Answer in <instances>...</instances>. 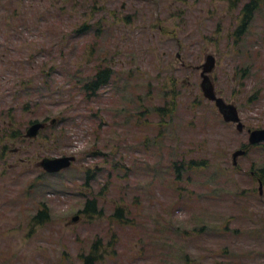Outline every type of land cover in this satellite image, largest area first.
Returning a JSON list of instances; mask_svg holds the SVG:
<instances>
[{
    "label": "rangeland",
    "instance_id": "1",
    "mask_svg": "<svg viewBox=\"0 0 264 264\" xmlns=\"http://www.w3.org/2000/svg\"><path fill=\"white\" fill-rule=\"evenodd\" d=\"M93 1L104 15L106 3ZM121 1V17L138 11L130 26L104 17L95 36L94 27L72 33V26L91 27L95 16L82 15L89 10L75 7L79 0H0L6 41L0 61L10 54L0 72V98L6 101L4 87L15 86L7 73L16 61L20 79L32 76L31 87L37 86L36 116L58 118L50 132L19 147L15 158L31 162L0 170V264H82L95 241L93 264H264V144L247 148L234 168L231 153L245 133L222 122L206 99L202 107L189 102L198 77L191 67L206 52L214 58L216 94L234 105L245 128H264V0L240 34L233 6L249 0H117L116 9ZM176 22L185 31L195 25L196 32H178ZM136 26L144 33L131 29ZM168 33L174 35L167 39ZM23 41L33 49V75L17 48ZM104 67L110 80L86 96L83 85ZM166 76L183 81L180 94L160 88ZM171 95L173 111L157 116L156 108H171ZM60 112L66 121L58 124ZM27 119L22 113V124ZM164 120L168 128L159 137L156 125ZM70 154L74 163L56 175L40 177L35 169L42 157ZM249 172L261 177V186ZM86 201L100 216L78 212ZM40 203L48 218L35 226L30 221ZM118 207L127 224L111 218Z\"/></svg>",
    "mask_w": 264,
    "mask_h": 264
},
{
    "label": "flooded vegetation",
    "instance_id": "2",
    "mask_svg": "<svg viewBox=\"0 0 264 264\" xmlns=\"http://www.w3.org/2000/svg\"><path fill=\"white\" fill-rule=\"evenodd\" d=\"M62 1H65V0H62ZM79 1H80V3L75 7H79V9L81 11H88L89 10L88 13L82 12V15L93 16V13H94L95 16H94V18L91 19V22H90L91 24H89V25H91V27H89L87 24H84V23H82L76 29H75V27L72 26V33H75V31L80 29L79 34H81L82 32L86 31L87 28L94 27L93 29L95 30V33H94L95 36H100L101 30L103 28V26L101 27L100 24H102L104 22V17H108V16L114 17L116 20H119L122 24H124V26H126L128 28V26H130V22L133 20V18L136 16V13L138 12L136 8H132V10H130V11L127 10V14L124 15V17H121L119 14L121 12H124L125 8H126L125 7L126 3L124 1H121L118 5V9H116L115 8V2L117 0H108V1L107 0H100L101 2L102 1L105 2L106 5L108 6L107 10L103 11L104 15H102L101 10H100L101 8H98L95 6V4L97 5V1L90 0V2H92L93 4H90V2H87V4H85V5H82V0H79ZM237 1L238 0H235L234 2L236 3ZM259 1L260 0H249L248 2H240V3H238L239 2L238 1L236 3V5L233 6L234 16L236 14L238 15V17H236L235 19H238L239 15H240V18L237 21L238 22L237 34L244 32L245 29L242 30L241 28H245V26L249 23L248 20H250V18H252V13H254L258 10V8H259L258 2ZM130 4H131V2H130ZM75 7H73V8H75ZM230 8H232V7H230ZM246 9L249 10L248 15H246V13H245ZM71 11H73V9H71ZM96 15H99V17L95 20ZM60 17H61V13L57 12L55 14V18L60 19ZM39 19L41 20L43 18L39 17ZM41 21H43V20H41ZM44 23H47V22H44ZM98 26H100V27L98 28ZM133 28H137V29H139L140 33H144L142 31L143 27H141V29H140L139 26H136V27H132L131 29H133ZM175 29L178 32L184 31L187 35H192L193 32L194 33L196 32L195 25L192 26V29L187 30L188 31L187 32V31H185L186 30L185 23L181 24L180 22H176ZM157 31H158V33L163 34L162 28L157 27ZM139 32H137V33H139ZM1 34H3V33H1ZM166 35H167L166 38L170 39V37L173 36L174 34L168 33ZM153 38L155 39V36H153ZM199 39L200 40H206L205 38L202 39L201 37H199ZM161 42H162V40H161ZM27 43L28 42H24V41L19 42V44H17V48H18V50L23 49L24 52H26V55L24 57H22L21 59L26 61L23 63V65H25L26 67L28 65L27 68L30 69V74L33 75L32 74V72H33V59H34L33 54H32L33 49H32V47H28ZM4 44H6V41L4 40V38L0 37V50H2V48H3L2 46ZM196 46H198V45L196 44ZM0 54H2V53L0 52ZM200 55H201L200 57H201L202 63L199 64L198 66L191 67V68H193L194 72L198 73V77H197V85L195 88V92L194 93L192 92L189 95V100H190L189 102H190V104H192V106H197V107L198 106L202 107L203 103L209 102L214 107L213 102H210V101L206 102V100L204 99V97L201 93V89H200V83L203 80V77H201V70H202L203 62L205 61V59L208 56H211V57H213V56L211 54L206 53V52H201ZM174 57L176 60H180V55L178 53H176L174 55ZM8 59H10V54H9V52H5V60L0 61V63H1L0 72L2 71V67L6 65V61H8ZM27 61H29V62H27ZM213 62H214V58H213ZM9 64H10V69H9L7 75L14 76L16 78V80L20 81V82H19V84H17V82L15 80V83H14L15 86L8 87V88L4 87V89H8L9 96H7L6 101H3L2 97L0 98V170L1 171H5L6 169H7V171H10L12 169H16V168H14L15 162H18L20 164L31 162L32 159H29V158H26V159H22L21 157L15 158L17 156V154L22 151V149L19 147L23 144L25 145V144L31 143L35 138H37V136L41 132H44V131L50 132L54 128L55 124L57 123V119H58V118H53V117L49 118L48 116L41 118L42 115L40 117L36 116L35 112L37 111V103L35 100H33V101L31 100L33 98L32 96L37 92V86L31 87V81H32L33 77L28 76L27 81L23 82L20 79V76H21L20 69H19V67H21L20 64L17 63L16 61H11V60L9 61ZM180 66H182V65H180ZM213 68H214V65H213ZM26 72H27V70H26ZM210 73L205 74L206 75V81L212 85L213 92H214L215 96L221 98L214 91V83H213V80L211 79ZM158 75H159V72L157 71V74H155L153 77H155V79L158 80V77H159ZM0 77H1L0 82L2 83L4 81L3 75H1ZM22 83H28L29 85L27 88H24V87H22ZM162 83L164 84V87L160 86V88L168 87L169 91L174 92V93L176 92V93L180 94L179 90H180V87L182 86V83H183V81H181L180 79L177 80V79L171 78L170 76H166L162 79ZM1 85H3V84H0V86ZM12 92H13V94L10 95ZM23 97H26V98L21 99ZM225 103H227V102H225ZM22 113H26L28 115V119L25 121V124H22V120H21ZM237 115H238V113H237ZM17 117H19L18 120H17ZM37 117L41 118V120H38ZM220 119H221V117H220ZM237 119H238V122L240 123V128H241L240 131L236 130V124L235 123H225V124L233 126L235 131H237L238 133H245L244 137H245L246 141H245V143L243 142L244 144H242L240 146V149H237V150H241L243 152L242 155H244L246 153L247 148H249V147L250 148H258L257 145L259 146L262 143L264 144V141H261V142L256 143V144H250L248 142V137H249L250 131L260 130V129H264V128H260V129L245 128V126L241 123L242 119L239 116L237 117ZM35 123H40V124H42L43 127L39 128L37 130L34 137H27L26 131L28 130V128L31 125H33ZM59 123H62L61 119L58 120V124ZM22 127H23V129H22ZM158 128H159L160 135L162 136L163 135V133H162L163 129L167 130L168 127L165 124H160L158 126ZM260 148H262V147L260 146ZM167 151L169 154H175L176 153V149L173 147H171V148L168 147ZM169 151H171V152H169ZM234 151H236V150H234ZM38 161H36V164H35L36 168L35 169L40 172V177L53 176V175L60 173V172H58L56 174H46L45 172H43L41 169H39L37 167ZM234 168H236V165L234 166ZM249 175L251 177H253L255 179V181L257 182V184H260V186H261L262 180H261V177L259 175H257V174L255 175L253 172L252 173L249 172ZM89 178H90L89 175L87 177H85L84 183H86L89 180ZM260 190H261V187L258 188V193L260 192ZM94 201H95V198H94ZM40 211L44 212L46 215H48L46 205L40 203L38 209L37 208L35 209V212L32 216H35ZM80 211L81 210H79L78 212H80Z\"/></svg>",
    "mask_w": 264,
    "mask_h": 264
},
{
    "label": "water",
    "instance_id": "3",
    "mask_svg": "<svg viewBox=\"0 0 264 264\" xmlns=\"http://www.w3.org/2000/svg\"><path fill=\"white\" fill-rule=\"evenodd\" d=\"M205 64L202 65V72L201 77L203 80L200 83V89L203 97L208 101L214 103L216 110L218 111L219 115L221 116L223 122H231L236 123V130L240 131V123L238 122L236 109L232 104H226L221 98L216 97L212 85L206 81V75L209 73L213 68V57L208 56L205 61ZM42 124L35 123L31 125L28 130L26 131L27 137H34L37 130L42 128ZM261 141H264V129L260 130H252L249 133L248 142L250 144H256ZM243 152L241 150H236L231 153V164L234 166L236 164L237 157L241 156ZM73 161V157H55V158H43L41 159L37 165L41 169H43L47 173H56L62 169H66L69 167L70 163ZM76 221V216L71 218V222Z\"/></svg>",
    "mask_w": 264,
    "mask_h": 264
},
{
    "label": "trees",
    "instance_id": "4",
    "mask_svg": "<svg viewBox=\"0 0 264 264\" xmlns=\"http://www.w3.org/2000/svg\"><path fill=\"white\" fill-rule=\"evenodd\" d=\"M248 11L249 10L246 9V11H245L246 15H248ZM79 32H80V29H78L77 31H75L76 34L79 33ZM52 68H54V67L50 65V68H49L48 71H46V73L49 74L51 71H53ZM46 73H44L43 76L49 77L48 74H46ZM110 77H111V71H110V69L105 68V67L102 68V69H98V70H96V72L94 73V75H92L90 77V79L88 80V82H86L83 85L82 90L86 93L85 94L86 96H88V95H94L96 90H98L103 84L108 83V81L110 80ZM28 85H29L28 83H22V87H24V88H27ZM45 86H47V84H45ZM172 93L174 94V92H172ZM171 96H173V101L170 102V107L171 108H169L166 112H163V111H165V108H156L155 111L153 110V112H155V114L157 116L159 115L160 117H163V116H167L168 113L171 114V112L173 111V109L175 107V102H174L175 97H174V95H171ZM167 100L168 99H166V102H165L166 105H167ZM50 104L51 105H53V104H55V105L56 104H59V105L65 107L67 109V111H68V108H70L69 107L70 104L68 102H66L67 105L65 103H63V102L54 103L53 101H51ZM37 108L41 109L39 101L37 102ZM70 109L74 110L73 108H70ZM61 114H62V112H60L58 114V116L61 117ZM64 117L65 116H62L61 119H64ZM160 124H165L167 126L166 120H164L163 122L160 121L156 126H159ZM157 135L159 137H161L159 131L157 132ZM84 203L85 204H83V208H82V210L79 213H81V212L82 213H89L90 211L93 212V206H94L93 202L86 201ZM92 212H90L89 214H91ZM92 214L93 215H97L98 214V216H100L99 213H92ZM125 214H126L125 213V210L123 208H121V207H118V208H116V209L113 210V213H112L111 218L114 219L118 224H120V223L127 224L128 223V220L125 218ZM47 218H48V216L44 212H41L40 211L35 216L32 217V219H31L30 222L34 223L35 226H37V225H40V224L46 222L47 221ZM97 245H98V241L93 242L91 244V246L89 247V250H88L87 254L85 256H81V262H82V264H93V263H95L96 261L99 260V255L97 254V250H98Z\"/></svg>",
    "mask_w": 264,
    "mask_h": 264
}]
</instances>
